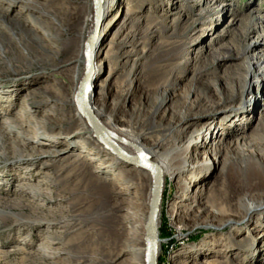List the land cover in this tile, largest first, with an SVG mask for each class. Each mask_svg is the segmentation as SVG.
Here are the masks:
<instances>
[{"label":"bare ground","instance_id":"1","mask_svg":"<svg viewBox=\"0 0 264 264\" xmlns=\"http://www.w3.org/2000/svg\"><path fill=\"white\" fill-rule=\"evenodd\" d=\"M183 1L185 10L178 3L168 15L148 14L144 8L127 10L125 5L123 15L114 18L117 0H0V108L11 112L0 118V165L6 164L0 171L27 164L26 172L38 176L40 168L72 158L80 142L100 141L99 150L111 155L114 164L131 167L121 175L137 186L118 192L125 211L119 219L132 235L143 222L145 249L121 264H139L141 255L148 264V232L154 239L155 264H160L166 209L181 231L188 228V220L197 227L227 228L229 236L217 241L225 240L230 257L238 250L235 244L246 233L244 228L264 213V105L257 110L258 101L249 98L264 87V44L250 46L252 39L264 38L260 13L248 7L237 10L221 32L236 21L232 40H211L195 55L188 40L202 25L213 23L227 3L201 0L190 11L195 0ZM131 21L136 22L134 30ZM151 35L155 42L145 47ZM108 37L111 44L103 51ZM105 62L114 82L101 74ZM18 92L24 94L17 102ZM71 92L76 115L69 105ZM238 100L242 101L240 112L235 111L241 116L238 120L249 118L255 109V122L226 142L221 135L206 140L214 125L209 117ZM75 126L68 149L56 144L57 129ZM20 135L51 137L50 146L42 143L54 147L55 153H41L46 149L19 141ZM218 140L221 143L216 144ZM44 155L55 156V161L44 160ZM77 156L75 162L86 154ZM206 169H211L209 182ZM178 178L179 193L166 203L168 184ZM45 183L52 185L42 179L17 183L27 192L21 197L23 204L51 202L52 191L44 188ZM203 183L207 185L202 188ZM144 206L147 211L142 213ZM43 251L45 257L56 255L50 247ZM207 259L202 264H210Z\"/></svg>","mask_w":264,"mask_h":264},{"label":"rangeland","instance_id":"2","mask_svg":"<svg viewBox=\"0 0 264 264\" xmlns=\"http://www.w3.org/2000/svg\"><path fill=\"white\" fill-rule=\"evenodd\" d=\"M150 1L152 4L148 6L149 0H131L130 2L128 0H117L118 5L115 6L114 14L111 17L113 15L114 18L119 15L122 16L125 11L123 6L125 5L127 10L131 7L136 10L144 8L143 10L148 14L155 11L160 15H168V12L178 3L180 8L185 10V8L183 9L184 1L181 3V0H165L160 3H158L159 0ZM212 1L220 0H211L210 2ZM221 1H225L224 3L227 4L220 11H217L214 22L208 26L202 25L195 38L188 40L190 48L196 52L195 55H198V51L207 47L206 44L211 40H219L223 43L232 40L231 36L236 30V21L231 23L227 31L221 32L228 26L232 14H235L237 10L248 7L250 10H254L255 13H260V22L264 28V0ZM201 2V0H195L188 10L193 11L198 8ZM190 11H184V13L190 14ZM131 22V29L134 30L136 22ZM218 28L220 29L218 30ZM217 30L218 33H216ZM109 40L108 37V40L104 43V48L102 47L103 51H106L107 47L110 46L111 40ZM256 40L257 38L251 40V47L256 48L264 44L263 37ZM154 42L155 38L151 35L147 37L144 46L150 47ZM228 53H225L222 60L226 59ZM159 54L160 57H163L165 49H161ZM192 62L194 61L192 60ZM102 67L101 74L105 77V80L109 79V82H114L110 64L105 62ZM25 76H23V79ZM134 84L136 85L137 82H131L132 86ZM263 88L249 94L250 99L254 96L258 101V107H255L257 110L264 105ZM23 94L16 93L17 102ZM72 97L71 92L69 105L73 107V112L76 115V106L73 104ZM107 100L108 98H106V102ZM16 106L17 104L13 108ZM241 106L242 101L238 100L231 106L219 110L209 117L213 119V131L206 133L205 139L212 141V139L221 135L220 140L226 142L234 132L245 130L249 124H253L257 110L254 109V113L249 118L238 120L241 116L238 117L235 111L240 112L238 109ZM14 110L12 112H15ZM223 112L227 113L224 114ZM8 113L11 112L0 108V118L1 114L6 115ZM77 128V126L59 128L57 134L60 138H54L53 140L57 141L56 144H62L61 147L68 149L70 146L68 142L69 135L75 132ZM13 133H15L13 130L7 132L8 135ZM23 136H17L19 141L36 148L46 149L41 153H55L54 147L50 149L42 143L46 142L50 146L51 143L47 139H51V137ZM220 140L215 143H221ZM95 142L90 145L80 142L79 148L72 150V158L60 160L51 167L40 168L43 172H36L39 174L38 176L33 175V172H26V167L29 166L27 164L5 167L8 169L7 171H0V264H121L128 257L133 255L138 257L139 249H145L143 222H141L136 233L132 235L130 228L122 222V219H119L123 217L125 211L122 208L123 203L120 201L121 195L118 192L122 188L132 191L137 187L132 179L121 175L122 172L131 167H128L127 164H114L115 160L110 159L111 155L99 150L102 148L101 142L97 140ZM83 152L86 154L85 159L75 162L78 157L77 153ZM43 158L44 160L52 158L55 161V156L44 155ZM4 165H6L5 162H1L0 167ZM210 167L213 166L210 165ZM88 173L92 174L86 175ZM204 173V175H208V179H205V181L209 182L212 179L210 178L211 169H206ZM38 179L51 181L52 185H47V183L43 185L46 186L44 188H49L52 191V201L40 199L38 204H33L35 206L23 204L21 197L27 196V192L20 191L17 183L27 180L35 183ZM185 179L187 180V178ZM178 180L179 178L169 182L165 195L166 203L174 200L175 195L179 193ZM146 184V191H148L149 182L147 181ZM205 185L207 184L203 183L201 187L203 188ZM146 207L144 206L142 213L147 211ZM169 211L164 210L161 233L164 243L160 264H175L177 262L179 264V261L184 264H202V261L207 258V260H211L210 264H264V213L255 215L244 228L246 233L241 235L240 241L235 244L238 250L234 257H230L225 240L217 241L223 236H229L227 228L218 231L214 227H197L195 222L193 223L191 220L189 222L188 220V228L181 231L177 226L178 223H174V220L170 219L172 213ZM31 234H34V236ZM37 234L42 238H37ZM127 244L131 247L129 248ZM45 246L46 248L50 247L56 255L45 257L43 254ZM200 249L209 250L202 251L199 254ZM229 259L233 262L228 263ZM139 264H145L142 255L139 258Z\"/></svg>","mask_w":264,"mask_h":264},{"label":"water","instance_id":"3","mask_svg":"<svg viewBox=\"0 0 264 264\" xmlns=\"http://www.w3.org/2000/svg\"><path fill=\"white\" fill-rule=\"evenodd\" d=\"M149 225H150V221L148 222V227ZM146 246H147V254H146L147 263L155 264V258H154L155 245L151 232H148L146 235Z\"/></svg>","mask_w":264,"mask_h":264}]
</instances>
